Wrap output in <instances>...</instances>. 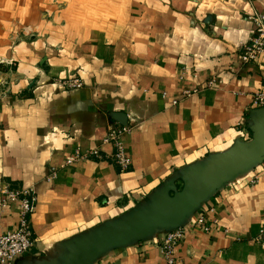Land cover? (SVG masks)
<instances>
[{
    "label": "crops",
    "instance_id": "1",
    "mask_svg": "<svg viewBox=\"0 0 264 264\" xmlns=\"http://www.w3.org/2000/svg\"><path fill=\"white\" fill-rule=\"evenodd\" d=\"M58 3L67 8L56 10ZM256 14H264V0H0V55L18 63L0 101V185L33 187L37 198L36 244L13 264H163L162 228L95 257L87 245L165 192L173 196L174 174L238 146L259 161L185 219L175 258L264 264L254 240L264 222V109L253 105L264 55L248 64L240 58ZM21 28L45 41L13 47L9 36ZM70 74L82 89L58 86ZM186 89L198 92L186 97ZM124 122L133 126L124 137L133 167L121 173L103 141ZM94 148L102 159L66 166L77 149ZM175 186L181 191L182 179ZM203 215L219 222L210 232ZM18 221L17 203L0 209V235Z\"/></svg>",
    "mask_w": 264,
    "mask_h": 264
},
{
    "label": "built area",
    "instance_id": "2",
    "mask_svg": "<svg viewBox=\"0 0 264 264\" xmlns=\"http://www.w3.org/2000/svg\"><path fill=\"white\" fill-rule=\"evenodd\" d=\"M255 28L253 37L247 43L240 47V58L245 64L255 63L264 55V14H256L250 18ZM184 81V74L180 76ZM58 86L64 90H79L84 87L80 78L73 77L56 81ZM214 80L208 82L209 87H213ZM198 89H186L184 95L191 97L196 94ZM8 94V92H7ZM175 102L174 104H176ZM253 105L264 109V87L253 97ZM133 126L130 124L113 125L110 127L104 144H111L114 152L111 156L113 163L121 173L130 171L133 167L132 157L128 154L124 137L131 134ZM102 159L100 148H94L82 151L77 149L73 156L66 161V166L73 165L82 160ZM49 179L54 181L58 177L57 168H51ZM259 179L256 177L250 181L251 184H257ZM36 193L33 187H13L10 184L0 185V209L4 210L11 204L19 205V221L16 230H12L0 235V264H13L14 261L30 253L36 244V238L32 228V216L36 208ZM212 211V209H211ZM206 218L203 215L199 220L200 224H205ZM218 220L214 219L210 225L206 223L205 231L210 232L213 226L218 225ZM228 233V230H225ZM186 236L185 227L175 229L165 233L158 241L159 251L163 259V264H177L175 258V249L181 244ZM255 242L264 248V222L260 227L259 233L254 239Z\"/></svg>",
    "mask_w": 264,
    "mask_h": 264
},
{
    "label": "water",
    "instance_id": "3",
    "mask_svg": "<svg viewBox=\"0 0 264 264\" xmlns=\"http://www.w3.org/2000/svg\"><path fill=\"white\" fill-rule=\"evenodd\" d=\"M125 124L127 123H122ZM258 161L243 146H238L205 165L189 166L182 171V175L174 174L169 187L175 194L170 196L169 192H165L150 207L97 232L90 241L88 240L91 257L112 247L145 239L157 229L162 228L167 233L184 227L185 219L209 196L239 174L251 169ZM180 179L184 186L178 192L175 182Z\"/></svg>",
    "mask_w": 264,
    "mask_h": 264
},
{
    "label": "rangeland",
    "instance_id": "4",
    "mask_svg": "<svg viewBox=\"0 0 264 264\" xmlns=\"http://www.w3.org/2000/svg\"><path fill=\"white\" fill-rule=\"evenodd\" d=\"M56 7L58 11H63L67 8L66 4L58 3L56 4ZM42 36H38L36 32H34L30 28H21V33L18 34L16 37H13V35L9 36V41L11 42V45L13 47H19L22 44H33L37 41H43ZM45 41V40H44ZM17 62L16 60L12 59H5L0 55V101L3 99L9 98V95H7L9 83H10V76L16 73L17 70ZM37 67V65H36ZM38 68L41 69V67L38 64ZM43 72H47L46 69H42ZM74 76V74L68 75V77ZM57 77V76H55ZM54 78V77H53ZM73 78V77H71ZM78 78V77H77ZM68 79V78H67ZM58 81V80H57ZM19 98H24L26 95L24 93H20L17 95Z\"/></svg>",
    "mask_w": 264,
    "mask_h": 264
}]
</instances>
